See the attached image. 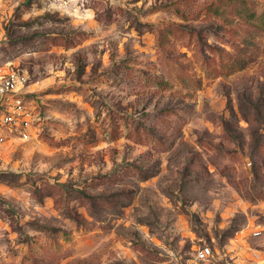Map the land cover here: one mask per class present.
I'll return each mask as SVG.
<instances>
[{
  "label": "rangeland",
  "instance_id": "1",
  "mask_svg": "<svg viewBox=\"0 0 264 264\" xmlns=\"http://www.w3.org/2000/svg\"><path fill=\"white\" fill-rule=\"evenodd\" d=\"M11 70L0 264H259L264 0H6Z\"/></svg>",
  "mask_w": 264,
  "mask_h": 264
},
{
  "label": "built area",
  "instance_id": "2",
  "mask_svg": "<svg viewBox=\"0 0 264 264\" xmlns=\"http://www.w3.org/2000/svg\"><path fill=\"white\" fill-rule=\"evenodd\" d=\"M6 0H0V14L3 12ZM27 81V75L22 70H11L0 74V126L20 127L26 126L24 118L27 117L26 107L21 98V93ZM258 231H253L251 235L258 236ZM212 257L209 247L196 249L194 254L195 262H204ZM250 257L257 263L264 264V256L258 253H250ZM195 264V263H194Z\"/></svg>",
  "mask_w": 264,
  "mask_h": 264
}]
</instances>
